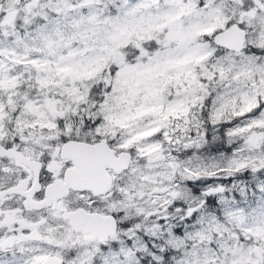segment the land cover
Wrapping results in <instances>:
<instances>
[{
    "label": "snow or ice",
    "instance_id": "1",
    "mask_svg": "<svg viewBox=\"0 0 264 264\" xmlns=\"http://www.w3.org/2000/svg\"><path fill=\"white\" fill-rule=\"evenodd\" d=\"M0 264H264V0H0Z\"/></svg>",
    "mask_w": 264,
    "mask_h": 264
}]
</instances>
